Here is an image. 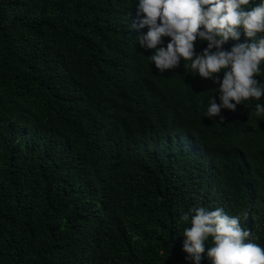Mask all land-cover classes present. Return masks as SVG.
I'll return each instance as SVG.
<instances>
[{
  "label": "trees",
  "instance_id": "trees-1",
  "mask_svg": "<svg viewBox=\"0 0 264 264\" xmlns=\"http://www.w3.org/2000/svg\"><path fill=\"white\" fill-rule=\"evenodd\" d=\"M138 5L0 0V264H195V207L239 216L264 248V97L205 116L219 83L182 58L161 73Z\"/></svg>",
  "mask_w": 264,
  "mask_h": 264
},
{
  "label": "clouds",
  "instance_id": "clouds-1",
  "mask_svg": "<svg viewBox=\"0 0 264 264\" xmlns=\"http://www.w3.org/2000/svg\"><path fill=\"white\" fill-rule=\"evenodd\" d=\"M251 0H139L137 15L143 18L133 28H144L146 33L138 36L144 49L155 50L151 62L161 72L180 66L183 61L190 72L203 79L219 83V99L207 107L205 116H221L222 109L236 111L244 101L264 97V84L257 77L262 75L264 64V0L251 10H244ZM203 28V30H201ZM241 30L244 43L225 50L229 40H239ZM170 37L166 47L163 37ZM208 41L201 53L195 50L197 39ZM215 49V51H213ZM223 72L220 80L219 73ZM257 117H264V104L255 106ZM191 226L184 230L183 250L186 259L201 264L205 243L212 238L207 250L211 264H264V248L253 242L252 231L241 226L239 216H230L223 208L207 210L191 209ZM245 219L248 212L243 213ZM181 219L189 220L185 213Z\"/></svg>",
  "mask_w": 264,
  "mask_h": 264
}]
</instances>
